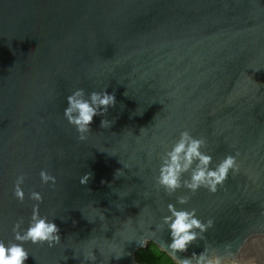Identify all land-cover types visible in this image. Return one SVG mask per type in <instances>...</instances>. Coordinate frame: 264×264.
<instances>
[{"label": "water", "instance_id": "1", "mask_svg": "<svg viewBox=\"0 0 264 264\" xmlns=\"http://www.w3.org/2000/svg\"><path fill=\"white\" fill-rule=\"evenodd\" d=\"M78 88L115 95L83 141L64 116ZM183 131L210 169L236 157L216 192L184 185L198 160L175 191L159 183ZM36 204L59 243L16 240ZM170 204L213 221L187 251L169 248ZM0 241L22 243L24 264H137L148 242L264 264V0H0Z\"/></svg>", "mask_w": 264, "mask_h": 264}, {"label": "clouds", "instance_id": "2", "mask_svg": "<svg viewBox=\"0 0 264 264\" xmlns=\"http://www.w3.org/2000/svg\"><path fill=\"white\" fill-rule=\"evenodd\" d=\"M68 106L64 109V116L67 121L76 127L81 141L87 139L86 133L90 132V125L93 117L98 114V111L106 112L110 105H115V95L109 94L107 91L103 94L93 91L90 94V100L84 98V89L78 88L67 96ZM110 121L102 120L101 127L110 126ZM204 143L201 139L192 138L188 131H183L180 134L179 141L174 145L168 153L167 160L161 165L159 183L170 192L181 187V174L188 172L192 167L194 160L199 163L191 173V180L185 181L184 185L193 192L201 187L207 188L210 192H216L218 185H223L228 179L229 171H238L236 157L229 154L222 159L215 169H210L209 165L212 162L210 155L203 154L200 151L201 145ZM91 173H86L81 177V184H87ZM41 181L43 183L52 182L55 184L56 178L49 174L46 170L40 172ZM25 176L23 173L17 176L14 183V195L23 202L25 193L21 185L24 183ZM30 198L35 201H42L43 197L40 192L31 191ZM180 203H185L187 198L180 197ZM169 210L172 212V217H166V222L170 221V229L172 242L169 248L172 252L187 251L188 245L195 241L197 233L192 231L195 228L201 229V232L206 231L211 227L213 221L202 224L195 218V209L189 211H177L174 205H169ZM22 219L18 221L13 230L16 233L15 238L18 241L30 240L32 243L48 242L49 246L53 243H59L60 235L59 228L54 222L47 220V217H41L39 214V204L33 206L31 221L26 231L21 234L19 229ZM202 238V237H201ZM91 258L95 259V254L91 253ZM175 261L177 259L170 253ZM226 258V257H224ZM218 255H207V249L200 254L193 253L192 258H187L177 261L178 264H192V259H196V264H213L214 260L224 259ZM28 259V252L24 249L22 243L6 246L3 241H0V264H24Z\"/></svg>", "mask_w": 264, "mask_h": 264}, {"label": "trees", "instance_id": "3", "mask_svg": "<svg viewBox=\"0 0 264 264\" xmlns=\"http://www.w3.org/2000/svg\"><path fill=\"white\" fill-rule=\"evenodd\" d=\"M137 264H178L154 242H148L146 247L135 253Z\"/></svg>", "mask_w": 264, "mask_h": 264}]
</instances>
